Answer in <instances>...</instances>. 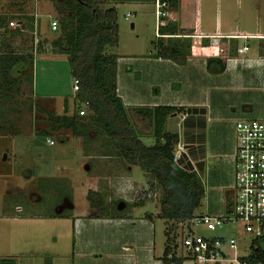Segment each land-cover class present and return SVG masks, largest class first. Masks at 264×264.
<instances>
[{"label":"crops","instance_id":"1","mask_svg":"<svg viewBox=\"0 0 264 264\" xmlns=\"http://www.w3.org/2000/svg\"><path fill=\"white\" fill-rule=\"evenodd\" d=\"M120 1H128L138 10L150 3V0H109L110 4L106 5L117 10L119 44L109 52L118 56L119 96L126 107L170 105L183 108L167 119L166 129L179 135L178 147L183 148L184 165H191L203 181L205 196L195 214L229 211L232 206L228 207V201L233 205L236 197L235 122L264 119V0H184V12L175 9L171 17V21L182 27L179 28L182 34L177 37L191 39V52L184 63L159 53L160 48L153 41V48L142 52L141 45L145 41L141 31L128 39V51L135 53L134 56H123ZM132 15L128 13L126 20ZM134 17L137 19L138 14ZM131 25L136 28V21L132 20ZM161 37L164 35L158 33L155 16L156 42L159 39L165 42L166 38ZM245 46L248 49L239 52V48ZM210 57L222 58L225 70L210 72L207 68ZM228 117L230 124L226 121ZM186 122L189 124L185 125ZM201 123L204 127L199 125V128ZM136 127L141 137L151 135V131ZM72 136L75 140L83 139ZM91 138L83 139L84 144L80 146L82 157L87 158L85 179H75L77 168L73 162H65L59 173L72 179L73 192L66 204L55 205V218L45 214L42 219L69 226L71 250L66 254H70L72 264H165L162 256L167 236L160 245V224L165 233L167 222H172L160 217V205L154 203L155 193L148 188L147 173L140 167L146 183L134 180L139 166L128 163L112 141L103 136ZM200 161L203 166L201 164L202 169L198 170L196 163ZM94 168L96 171L91 172ZM141 186L146 188L141 189ZM134 188L137 193L148 189L144 196L151 200L135 199L138 194L134 196ZM89 192L97 198L94 208L89 205ZM113 194L120 199L113 201ZM246 235L249 243L242 248L248 250V254L240 257H248L260 246ZM232 238L237 242L238 254L240 239ZM174 251L176 257L183 258L182 264H193L183 249ZM225 261L229 262L226 258L213 262L223 264Z\"/></svg>","mask_w":264,"mask_h":264},{"label":"rangeland","instance_id":"2","mask_svg":"<svg viewBox=\"0 0 264 264\" xmlns=\"http://www.w3.org/2000/svg\"><path fill=\"white\" fill-rule=\"evenodd\" d=\"M166 1L168 7L164 9L163 17L166 20L163 21V25L171 21L175 9L184 12V0H175V4H173L174 0ZM62 2L63 0H0L2 20L4 18L19 19V17H22L20 20H24L26 16L37 13L38 38L41 41L38 45L39 42L35 41L34 35L27 31H23V36L4 34L3 30L0 32L2 37H0V54L12 51L23 55L26 66L10 75L9 80L14 83L4 88V97L0 98V264H72L70 254H66L71 250L69 243L71 235H67L69 226L62 227L55 220L42 219L45 214H55V205L66 204L73 192L72 179L67 176L62 177L59 173L60 167L65 162L67 164L73 162L78 171L75 179H85L87 174L84 169L87 158L82 157L84 154L80 148L84 144L83 139L75 140L71 130H65L58 135L51 130L50 120L46 114L48 111H54L58 115L65 113L84 117L91 115L87 105L78 100L77 93L73 89L74 78L68 56L51 47L52 41L60 32L51 31L49 23L53 19L59 21L63 16L59 9ZM98 2L103 11L111 7L106 6L110 4L109 0H98ZM127 2H118V15L123 24L120 39L121 46L125 48L122 51L123 56L125 54L134 56L135 53L128 51L130 35L138 31L144 33L142 37L145 42L141 45L142 52L152 49L153 42L156 43L155 0H150L149 4L139 10ZM128 13H132L133 17L126 20ZM67 14H69L68 11ZM136 14H138L137 19L134 17ZM132 20L136 21V28L132 27ZM179 28L182 27L179 26ZM112 48L114 49V47H107V52ZM30 50H33L32 57ZM65 103L68 104L67 109H65ZM129 113L136 130L138 126L141 131H151L149 116H144L138 111L132 113L129 110ZM226 121L230 124L231 120L228 117ZM199 125L203 126L202 123L198 124V127ZM140 138L147 146L155 143L151 135L140 136ZM48 139L55 140L56 144L50 145ZM182 149L177 146L175 155L178 163L184 165L186 160ZM90 171L94 172L96 169ZM134 173L138 178L134 175V180L146 183L140 167H136ZM142 188L146 187L141 186ZM133 191L134 196L138 194L135 199L141 197L150 199L144 196L148 189L142 193L135 192L136 188ZM151 193H155L153 194L154 203L160 205V193L155 190H151ZM107 194L108 192L105 195ZM113 197V201L120 199V196L117 197L114 194L111 198ZM79 203H82V199ZM99 208L103 209L102 206ZM52 217L55 218L56 214ZM167 224L165 233L160 224V245L166 235L169 236V240L166 238L165 241L166 246L168 243L173 244L174 248H181L184 253L190 255L182 246L183 237L187 233L186 229L175 223L167 222ZM196 233L205 237H224L228 243L224 249L229 258H232L234 254L229 246V240L232 237L239 238L241 244L238 250L239 256L248 254V250L244 249L249 243L248 236L242 224L230 223L215 232L201 226L196 228ZM260 246L264 249V241H260ZM223 264H229V262L225 261Z\"/></svg>","mask_w":264,"mask_h":264},{"label":"trees","instance_id":"3","mask_svg":"<svg viewBox=\"0 0 264 264\" xmlns=\"http://www.w3.org/2000/svg\"><path fill=\"white\" fill-rule=\"evenodd\" d=\"M175 2L174 0L173 4ZM59 9L63 16L59 19L56 32L60 33L52 41L51 47L68 56L73 78L80 79L77 98L87 105L91 115H58L54 111H48L46 114L51 130L58 135L65 130H71L73 135L85 140L92 136L91 139L94 136H103V139L112 141L128 163L141 167L148 174L149 189L160 193V217L184 228L196 216L195 211L205 196V187L201 176L190 168L191 165L178 163L175 151L179 144V135L166 129L167 119L182 112L183 108L170 105L134 108L125 106L117 90L118 56L107 52V47L119 44L118 17L114 7L103 11L98 0H63ZM25 19L28 33L33 32L34 17L30 15ZM7 20H2L0 16L2 32L11 36H23L20 29L6 28ZM164 20L166 18L162 17V22ZM158 32L164 35L162 39L166 38L165 42L160 41L161 39L156 42L160 48L159 53L184 63L191 52V39L177 37L182 33L174 21H168L167 25L161 24ZM40 43L39 40L38 45ZM30 52L32 57L33 50ZM24 59L23 55L12 51L0 54V98L4 97V88L14 83L9 80L10 75L26 67ZM225 67L226 63L222 58L207 59V68L212 73H221ZM67 106L65 103V109ZM129 110H137L151 118L150 134L155 139L152 146L145 145L140 138ZM89 200L93 208L97 206L92 192H89ZM231 206L232 202L228 201V207ZM167 238L169 240V236ZM172 247L174 245L168 243L162 260L165 264H182L183 258L176 257ZM248 260L264 263V249H254Z\"/></svg>","mask_w":264,"mask_h":264},{"label":"built area","instance_id":"4","mask_svg":"<svg viewBox=\"0 0 264 264\" xmlns=\"http://www.w3.org/2000/svg\"><path fill=\"white\" fill-rule=\"evenodd\" d=\"M166 7H168L166 0H155L157 28L163 24L161 18L165 14ZM32 16L34 31L29 33L34 35L38 43V15L34 13ZM25 24L26 19L8 18L6 28L28 32ZM49 24L51 31L58 30V19L51 20ZM247 49V46L239 48V52H245ZM73 82V89L77 93L80 89V79L74 78ZM235 135L237 141L234 155L236 197L232 207L223 213L196 215L183 228L187 233L183 237L182 246L190 253L193 264H209L225 258L229 260V264H264L248 260L253 251L248 257H240L237 254V242L234 238L229 240V246L234 252L233 257L229 258L224 251L225 245L228 244L226 239L205 237L196 233V228L201 226L215 232L230 223H239L242 224L252 242L264 241V119L237 120ZM48 143L54 145L55 140L48 139ZM260 248L256 246V249Z\"/></svg>","mask_w":264,"mask_h":264},{"label":"water","instance_id":"5","mask_svg":"<svg viewBox=\"0 0 264 264\" xmlns=\"http://www.w3.org/2000/svg\"><path fill=\"white\" fill-rule=\"evenodd\" d=\"M201 164H202V166H203L202 161L196 163V167H197L198 170H201V169H202V168H201Z\"/></svg>","mask_w":264,"mask_h":264}]
</instances>
